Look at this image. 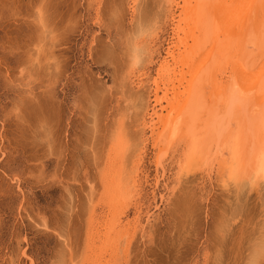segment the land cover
<instances>
[{
    "label": "rangeland",
    "instance_id": "1",
    "mask_svg": "<svg viewBox=\"0 0 264 264\" xmlns=\"http://www.w3.org/2000/svg\"><path fill=\"white\" fill-rule=\"evenodd\" d=\"M167 1L0 0V264H264V183L181 175L146 127Z\"/></svg>",
    "mask_w": 264,
    "mask_h": 264
},
{
    "label": "bare ground",
    "instance_id": "2",
    "mask_svg": "<svg viewBox=\"0 0 264 264\" xmlns=\"http://www.w3.org/2000/svg\"><path fill=\"white\" fill-rule=\"evenodd\" d=\"M167 2L176 9L173 36L154 84L159 108L146 127L152 132L159 123L163 127L155 138L156 148L162 146L168 130L167 149L183 146L181 175L215 172L223 187L234 182L239 197L245 185L250 191L251 186L264 183V0ZM163 148L158 153L160 166L167 154ZM124 193L118 196L121 201L126 199ZM115 211L113 218L118 216ZM118 225L113 222L102 233L108 250L118 245L114 235L121 233Z\"/></svg>",
    "mask_w": 264,
    "mask_h": 264
}]
</instances>
